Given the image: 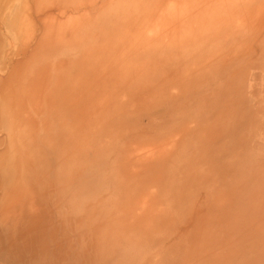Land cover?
Instances as JSON below:
<instances>
[{"label": "rangeland", "instance_id": "obj_1", "mask_svg": "<svg viewBox=\"0 0 264 264\" xmlns=\"http://www.w3.org/2000/svg\"><path fill=\"white\" fill-rule=\"evenodd\" d=\"M0 264H264V0H0Z\"/></svg>", "mask_w": 264, "mask_h": 264}]
</instances>
